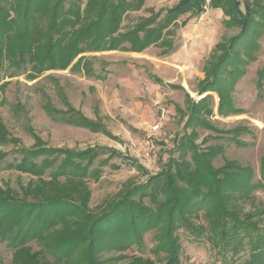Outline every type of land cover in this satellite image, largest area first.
<instances>
[{
    "label": "trees",
    "instance_id": "16d2710c",
    "mask_svg": "<svg viewBox=\"0 0 264 264\" xmlns=\"http://www.w3.org/2000/svg\"><path fill=\"white\" fill-rule=\"evenodd\" d=\"M144 2L0 0V72H4L0 90L6 85L2 83L4 77L24 76L33 82L47 71L66 70L85 53H142L161 41L163 30L179 17L187 15L181 23L185 26L188 18L198 17L210 8L221 10L224 26L239 29V33L215 45L222 54L215 64L206 63L198 93H217V114L236 115L229 87L240 76L237 65L245 63L237 50L254 49V37L264 29V0H179L164 10L161 20L158 18L163 10L149 20L122 28L127 13L139 11ZM166 46L162 55L175 51L170 44ZM81 61L79 57L72 67ZM88 64L81 69L90 77L94 73ZM187 97L190 114L186 126L216 131L199 119L212 113L207 108L209 96L198 104ZM66 107L64 112L56 111L44 94L43 109L48 116L57 113L73 126L98 131L70 105ZM11 109L16 116L22 112L19 104ZM240 130L248 131L239 128L231 133ZM29 133L34 144L27 148L0 119V146L12 145L15 154L9 162L8 153L0 151V169L36 178L19 185L17 191L0 186V242L12 250V264H111L115 257L101 259L100 255L131 249L137 255L128 257L125 264H181L180 231L191 241L205 240L223 264H235L242 251L249 256L240 264H264V229L259 226L264 221V210L243 212L233 200L252 189H264V152L259 180L252 184L249 168L229 161L215 168L212 161L220 150L201 152L184 136L176 148L178 157L169 158L159 173L144 183L126 186L116 199L94 211L89 206L91 192L86 182L95 181L101 167L107 165V160L96 163L105 150L52 148L32 131ZM191 216L201 218L204 224L192 222ZM149 233L150 248L145 240ZM145 253L154 259L144 257ZM126 257L122 254L119 259Z\"/></svg>",
    "mask_w": 264,
    "mask_h": 264
},
{
    "label": "rangeland",
    "instance_id": "374dc122",
    "mask_svg": "<svg viewBox=\"0 0 264 264\" xmlns=\"http://www.w3.org/2000/svg\"><path fill=\"white\" fill-rule=\"evenodd\" d=\"M178 1L145 0L139 11L127 13L122 28L149 20L159 10H163L158 18L161 20L164 10ZM186 18L187 15L179 17L163 30L161 41L142 53L121 50L85 53L74 60L72 65L79 57L83 58V62L75 67L70 65L64 71H47L33 82L26 81L24 76L4 77L2 80L6 85L0 90V119L7 131L25 147L34 144L29 133L32 131L48 147L71 151L105 150L101 151L96 163L107 160V165L101 167L95 181L86 182L91 192L89 206L94 211L116 199L126 186L144 183L151 175L159 173L169 158L178 157L176 148L184 136L191 139L201 152L209 148L220 150L212 161L213 167L220 168L227 161L233 162L251 170L252 184L259 180L260 159L264 152V29L255 35L254 49L237 50L245 63L237 65L240 76L229 87V93L232 107L238 113L222 117L217 114V93L199 94L198 90L204 79L206 63L215 64L222 54L221 49L215 50V45L236 36L239 29L226 28L222 11L216 9L206 8L203 14L188 18L186 25L182 26ZM166 44L175 47V51L162 55L167 50ZM86 63L93 70V76H86L81 69ZM3 74L0 72V76ZM154 78L159 79V83H155ZM44 94L56 111H66L68 104L98 131L73 126L57 113L48 116L43 109ZM187 96L194 104L209 96L207 108L212 113L199 119L216 131L186 126L190 114ZM16 104L22 107L18 116L11 109ZM162 109L165 115L161 132L154 138L151 160L147 161L140 157L139 150L131 147V142H142L148 127L159 122ZM239 128L248 131L231 133ZM12 149L10 144L0 146V151L8 153L6 160L9 162L15 157ZM35 179L17 171L0 169V186L3 188L17 191L19 185ZM245 195L233 198L239 209L243 212L264 210V189H252ZM201 214L199 211L198 216ZM191 220L204 224L201 218L191 216ZM259 226L264 229V221ZM179 235L181 264H223L205 240L191 241L183 231ZM145 240L150 248V233ZM122 254L127 256L126 259H119ZM132 255H137L133 249L101 254L100 258L115 257L111 264H125ZM248 256L247 251H242L235 264L247 260ZM0 257L3 264H12V250L2 242ZM144 257L154 259L149 253Z\"/></svg>",
    "mask_w": 264,
    "mask_h": 264
},
{
    "label": "built area",
    "instance_id": "2783aa9c",
    "mask_svg": "<svg viewBox=\"0 0 264 264\" xmlns=\"http://www.w3.org/2000/svg\"><path fill=\"white\" fill-rule=\"evenodd\" d=\"M165 110H161L159 122H156L148 127L144 139L140 143L131 142V147L139 150L140 157L147 161L151 160V154L154 150V138L161 132V121L164 119Z\"/></svg>",
    "mask_w": 264,
    "mask_h": 264
},
{
    "label": "crops",
    "instance_id": "0c3cea01",
    "mask_svg": "<svg viewBox=\"0 0 264 264\" xmlns=\"http://www.w3.org/2000/svg\"><path fill=\"white\" fill-rule=\"evenodd\" d=\"M216 10H219V9H216ZM221 11V10H220ZM135 54H139V53H135Z\"/></svg>",
    "mask_w": 264,
    "mask_h": 264
}]
</instances>
